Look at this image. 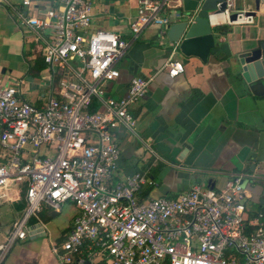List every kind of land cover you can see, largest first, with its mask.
Instances as JSON below:
<instances>
[{"label": "built area", "instance_id": "2783aa9c", "mask_svg": "<svg viewBox=\"0 0 264 264\" xmlns=\"http://www.w3.org/2000/svg\"><path fill=\"white\" fill-rule=\"evenodd\" d=\"M39 1L0 0L20 24L50 30L37 36L45 63L60 78L59 90L42 106L17 85L0 82V198L26 190L22 214L0 241V264L28 236L33 215L45 204L58 211L65 202L79 213L65 239L52 245L60 264H264V203L250 215L251 193L241 183L255 175L241 172L219 189L195 184L174 197L145 200L139 193L150 180L146 173L117 178L122 148L114 131L123 126L137 134L133 107L151 78L133 76L119 97L107 85L120 76L117 62L144 29L167 34L182 15L176 10L181 0H138L131 40L91 28L92 0H62L42 16L21 10ZM248 11L236 8V0H220L207 18L212 27L254 24L256 11ZM175 50L165 63L172 77L185 70ZM94 100L98 107L91 110Z\"/></svg>", "mask_w": 264, "mask_h": 264}, {"label": "crops", "instance_id": "0c3cea01", "mask_svg": "<svg viewBox=\"0 0 264 264\" xmlns=\"http://www.w3.org/2000/svg\"><path fill=\"white\" fill-rule=\"evenodd\" d=\"M92 1L91 28L118 31L131 40L129 22L137 14L138 0ZM193 1L181 0L176 10L184 12ZM12 2L19 5V0ZM238 2L256 11V22L213 27L215 46L207 61L183 54L167 34L160 36L159 29L150 26L117 62L120 76L107 85L116 97L127 93L133 76L151 78L147 93L133 107L137 134L123 126L114 131L122 148L117 178L141 171L150 179L142 186L140 199L182 193L195 184L219 189L246 172L256 176L246 185L251 193L249 214L263 209L264 95L247 86L238 54L264 41V0L259 7L256 0L247 7L246 0ZM61 4L62 0H42L21 10L42 16ZM37 33L48 35L50 30L20 24L17 13L0 2V82L17 85L24 98L42 106L59 90L60 78L45 63ZM174 47V57L184 62L185 70L172 77L165 63ZM9 196L12 199L0 198V205H9L0 216L13 214L6 231L0 222V241L24 209L22 192L18 195L13 189ZM78 213L72 202L63 203L58 211L45 204L31 217L28 236L14 245L4 264H60L52 245L65 239ZM91 264L101 262L95 259Z\"/></svg>", "mask_w": 264, "mask_h": 264}, {"label": "water", "instance_id": "95a60500", "mask_svg": "<svg viewBox=\"0 0 264 264\" xmlns=\"http://www.w3.org/2000/svg\"><path fill=\"white\" fill-rule=\"evenodd\" d=\"M220 0H195L194 4L182 12L179 20L170 25L167 35L180 51L188 56L196 55L207 61L211 48L215 46L214 28L209 24L208 11L214 9ZM262 0H256L257 7ZM226 7L223 2L221 10ZM255 13V11H248ZM236 14H232L234 19ZM239 69L247 86L252 92L264 95V41L252 48L243 50L238 54ZM249 178H244L241 183L247 185ZM214 188L213 185L210 186ZM264 202V199H263ZM89 260L86 264H90Z\"/></svg>", "mask_w": 264, "mask_h": 264}, {"label": "rangeland", "instance_id": "374dc122", "mask_svg": "<svg viewBox=\"0 0 264 264\" xmlns=\"http://www.w3.org/2000/svg\"><path fill=\"white\" fill-rule=\"evenodd\" d=\"M253 2V0H246V4H245V7H247L248 5H249V3H252ZM236 8H242L241 7V5H239V2H238V5H237V3H236ZM171 10H173V9H171ZM135 129H137V126H135ZM202 187H206V185H202ZM181 191H177V192H173V193H171V194H167L165 197H174L175 196V194H178V193H180ZM8 208H9V205H0V213H1V211H3V212H8ZM13 218V214H6L5 216L3 215H1L0 216V222H1V228L4 230V231H6V229L9 227V224H10V219H12ZM12 225V224H11Z\"/></svg>", "mask_w": 264, "mask_h": 264}, {"label": "trees", "instance_id": "16d2710c", "mask_svg": "<svg viewBox=\"0 0 264 264\" xmlns=\"http://www.w3.org/2000/svg\"><path fill=\"white\" fill-rule=\"evenodd\" d=\"M97 107H98L97 101L94 100L93 105L91 106V110H96ZM25 191H26V190H25V188H24V189L22 190L23 198H22L21 208H22V207L25 208V206H26Z\"/></svg>", "mask_w": 264, "mask_h": 264}]
</instances>
